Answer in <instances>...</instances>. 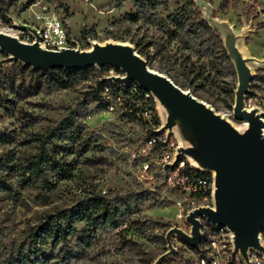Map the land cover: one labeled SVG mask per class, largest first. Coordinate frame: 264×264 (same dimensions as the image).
<instances>
[{"label":"rangeland","instance_id":"374dc122","mask_svg":"<svg viewBox=\"0 0 264 264\" xmlns=\"http://www.w3.org/2000/svg\"><path fill=\"white\" fill-rule=\"evenodd\" d=\"M188 1L167 0L166 5L164 0H0V33L33 44L37 15H57L75 49L89 51L95 43L125 42L146 62L152 58L151 69L164 75L168 70L183 85L185 57L191 56L196 67L209 63L175 41L169 43L168 31L174 28L168 18L190 7ZM193 1L226 48L234 41L236 73L247 72L251 95L264 98V0ZM51 71L29 66L0 49V162L5 165L0 177L12 188L11 194L0 191V264L44 217L77 209L90 193L132 201L145 193L132 161L149 132L164 125L170 111L151 93L143 96L136 82H121L125 72L119 68L94 67L67 87L56 84L52 77L58 72ZM181 85L240 134L249 128L234 115L238 73L233 101L218 78L196 93ZM105 87L120 96L113 98L114 111L106 103ZM145 110L150 111L146 117L138 116ZM69 117L75 118L76 132L62 139L52 137ZM181 123L191 126L186 120L174 126L187 146L193 137ZM44 150L49 161L43 163V172L21 178L20 167ZM191 203L182 195L162 200L158 194L138 203L127 226L89 227L77 222L76 235L56 250L47 247L46 255L50 264H225L232 254L242 256L234 233L224 228L213 235L208 227L212 220L204 214L195 215L200 239L190 242L197 241L190 215L199 209L216 210L212 201ZM252 249L256 248L248 247L246 255Z\"/></svg>","mask_w":264,"mask_h":264},{"label":"water","instance_id":"95a60500","mask_svg":"<svg viewBox=\"0 0 264 264\" xmlns=\"http://www.w3.org/2000/svg\"><path fill=\"white\" fill-rule=\"evenodd\" d=\"M0 49L29 66L45 71L116 67L125 72V76L119 78L121 82L134 81L142 90L160 98L170 107L166 127H174L182 116V120L193 128L181 123L193 137V147L186 153L198 159L200 165L215 168L218 173L215 179L216 210L199 209L190 215L189 221L193 223V233L197 236V241L190 242L195 244L199 241V222L195 215L204 214L234 233L236 246L244 257L250 246L264 251L257 237L264 224V142L258 137L264 123L256 110H244L251 80L247 72H237L239 87L234 106L235 117L249 124L242 135L205 102L175 84L168 76L151 69L132 49L106 47L92 52L78 49L55 52L42 49L37 43L30 44L4 35H0ZM226 49L231 59L237 54L233 40Z\"/></svg>","mask_w":264,"mask_h":264},{"label":"trees","instance_id":"16d2710c","mask_svg":"<svg viewBox=\"0 0 264 264\" xmlns=\"http://www.w3.org/2000/svg\"><path fill=\"white\" fill-rule=\"evenodd\" d=\"M139 2L136 1L137 6H139ZM164 3L167 5V0H164ZM188 3L190 7H185L168 18L170 26L174 28L173 31H168L171 38L169 43L175 41L182 50L193 51L199 57V60L208 59L209 63L196 67V63L192 61L191 56L185 57L181 63V76L185 79L183 85L179 83L175 76L171 75L170 71L166 70L163 72L174 83L190 89L193 93L197 92V88L198 90L203 89L205 86L210 85L212 80L218 78L225 86L222 88L225 94L233 101L237 73L224 41L219 32L203 18L202 13L196 8L195 2L189 0ZM151 61L152 58L147 57L148 65ZM93 68L84 70L59 69L58 71L53 70L51 73L55 74L58 72L52 77L53 81L61 87H67L71 81L82 77L88 71L93 70ZM196 82H198V87H194ZM126 88L130 89L131 85ZM138 90L143 96L148 93L141 88H138ZM127 91L126 89V93ZM155 122L158 124V119H155ZM69 132L71 134L76 132V121L73 117H69L61 124V127L56 128L52 137L62 139ZM151 132H149L147 138ZM46 157V151L44 150L27 165L21 166L18 170L21 178L28 173L40 175L43 172V163L49 161ZM3 168H5V165L0 162V170L5 171ZM199 173L203 176H210L208 171H199ZM0 191L7 194L12 192L11 185L1 177ZM152 196L156 195L145 192L137 195L133 201L124 198L108 200L103 195L90 193L77 209L69 212H57L44 217L42 221L28 232L27 240L18 245L13 255L3 264H50L49 257H47L45 252L47 247L56 250L60 245L74 237L77 231L75 226L77 222H83L89 227H94L98 224L116 228L127 226L133 214H135V208L138 203ZM213 231L219 233L220 228L213 226Z\"/></svg>","mask_w":264,"mask_h":264},{"label":"built area","instance_id":"2783aa9c","mask_svg":"<svg viewBox=\"0 0 264 264\" xmlns=\"http://www.w3.org/2000/svg\"><path fill=\"white\" fill-rule=\"evenodd\" d=\"M36 18L39 27L36 29L33 44L37 43L41 48L55 52L75 49L71 45L69 31L65 23L57 15L43 13L37 15ZM103 94L109 99L106 102L109 110L114 111L116 104L113 98L120 96L113 95L111 87H105ZM251 94V90L248 89L244 99V110H256V114L264 123V98H257ZM149 113V110H145L137 114L140 117H146ZM166 123L167 120L164 125L155 127L138 155H134L132 163L136 167V179L142 185L143 192L159 194L162 200L167 195L168 197L182 195L185 200L190 199L191 205L194 206L197 202L208 205L207 203L212 201L215 204L216 176L211 172H209L210 176L200 175L199 171L204 170L193 166L192 157L186 153L188 147L178 139L175 127H166ZM213 226L220 228L219 233L227 228L213 221L208 222L209 230L213 235L219 234L213 231ZM258 241L264 249V224ZM212 264L221 263L213 262ZM225 264H264V251L252 249L248 252L247 260L243 255L232 254L227 258Z\"/></svg>","mask_w":264,"mask_h":264},{"label":"bare ground","instance_id":"6f19581e","mask_svg":"<svg viewBox=\"0 0 264 264\" xmlns=\"http://www.w3.org/2000/svg\"><path fill=\"white\" fill-rule=\"evenodd\" d=\"M0 35H4V36H7V37H11V36L6 35V34H0ZM39 47H40V46H39ZM106 47H121V48H125V49H128V50L131 49L130 45L127 44V43H125V42H106V43H104V44H99V43H95V44H93V47L89 50V52L94 51L96 48H106ZM40 48H41V47H40ZM42 49H44V48H42ZM158 99L161 101L160 98H158ZM249 112H250V111H249ZM182 119H183V117L181 116V117H179L177 120H182ZM247 124H248V123H247ZM248 125H249V124H248ZM236 131H237V130H236ZM237 132H238V131H237ZM242 135H243V134H242ZM258 137H259V139H260L261 141L264 142V127L261 128V129L259 130V132H258ZM192 163H193V166H194V167H196V168H198V169H200V170L210 171V172H212V173L217 177L218 173H217V170H216L215 168L209 169L207 166H202V165H200L199 160L196 159V158H193V157H192ZM258 236H259V234L257 235V237H258Z\"/></svg>","mask_w":264,"mask_h":264},{"label":"crops","instance_id":"0c3cea01","mask_svg":"<svg viewBox=\"0 0 264 264\" xmlns=\"http://www.w3.org/2000/svg\"><path fill=\"white\" fill-rule=\"evenodd\" d=\"M186 147H188V148L193 147V144L189 143Z\"/></svg>","mask_w":264,"mask_h":264}]
</instances>
